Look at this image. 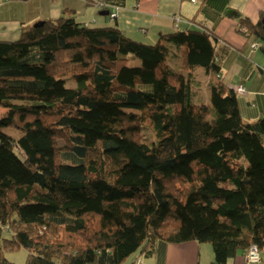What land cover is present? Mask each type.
<instances>
[{
    "label": "trees",
    "instance_id": "16d2710c",
    "mask_svg": "<svg viewBox=\"0 0 264 264\" xmlns=\"http://www.w3.org/2000/svg\"><path fill=\"white\" fill-rule=\"evenodd\" d=\"M237 17L264 52V10L255 24ZM85 24L63 9L0 40V264L20 249L24 264H140L189 240L226 264L262 248L264 116L244 120L219 80L194 103L167 62L175 47L182 69L218 78L214 36L146 44Z\"/></svg>",
    "mask_w": 264,
    "mask_h": 264
},
{
    "label": "crops",
    "instance_id": "0c3cea01",
    "mask_svg": "<svg viewBox=\"0 0 264 264\" xmlns=\"http://www.w3.org/2000/svg\"><path fill=\"white\" fill-rule=\"evenodd\" d=\"M106 10L97 9L90 0L0 1V40H15L20 26L54 18L63 9L74 11L78 21L89 26H115L126 36L154 44L160 35L176 31L205 30L214 36L215 50L221 57L219 77L201 67L182 69L179 51L169 47L167 62L176 72L188 74L194 103L208 104L209 89L218 80L227 86L241 84L244 94L237 95L239 111L246 121L264 116V52L257 37L238 31L239 14L251 24L260 20L264 0H103ZM34 4L33 12L29 6ZM228 10L236 13L227 14ZM114 14V17L110 15ZM175 18H178L176 21ZM245 28V27H244ZM246 30V28H245ZM257 47L251 49L250 45ZM209 243L194 240L159 244L154 253L141 257L140 264H212ZM226 264L252 263L238 251Z\"/></svg>",
    "mask_w": 264,
    "mask_h": 264
},
{
    "label": "built area",
    "instance_id": "2783aa9c",
    "mask_svg": "<svg viewBox=\"0 0 264 264\" xmlns=\"http://www.w3.org/2000/svg\"><path fill=\"white\" fill-rule=\"evenodd\" d=\"M190 1L197 2L198 0H190ZM90 2L97 9L106 10L108 8V4L102 0H90ZM110 16L114 17V14H111ZM175 20L177 21L178 18H175ZM240 30L243 32L246 31L245 28H240ZM256 47H257L256 43L251 44V48H256ZM228 87L231 88L236 93V95H242L245 92L241 84L235 86H228ZM263 253H264V246L260 248L256 244H251L245 252V258L248 262H252V263L259 262L262 260L261 254Z\"/></svg>",
    "mask_w": 264,
    "mask_h": 264
},
{
    "label": "rangeland",
    "instance_id": "374dc122",
    "mask_svg": "<svg viewBox=\"0 0 264 264\" xmlns=\"http://www.w3.org/2000/svg\"><path fill=\"white\" fill-rule=\"evenodd\" d=\"M23 6H29L30 12H33V10H34V4L33 3L31 5L28 4V5H23ZM69 84L71 86H74L73 83H69ZM4 111H5L4 109L0 108V114H2ZM144 136L145 137L147 136V138H151V136H152L151 131L148 129H145L144 130ZM58 145L62 146L61 140L58 141ZM4 256L8 261L12 262L13 264H24L25 257H26V251L24 249H20V250L15 251V252H7L4 254ZM261 257H262V260H264V253L261 254ZM130 259H131V257L128 260H130Z\"/></svg>",
    "mask_w": 264,
    "mask_h": 264
},
{
    "label": "water",
    "instance_id": "95a60500",
    "mask_svg": "<svg viewBox=\"0 0 264 264\" xmlns=\"http://www.w3.org/2000/svg\"><path fill=\"white\" fill-rule=\"evenodd\" d=\"M227 14L230 15V16H235L236 15V13L234 11H232V10H228ZM261 22H262V25H263V28H264V18L261 20ZM42 24H43V20H39V21L33 23V27H38V26H40Z\"/></svg>",
    "mask_w": 264,
    "mask_h": 264
}]
</instances>
